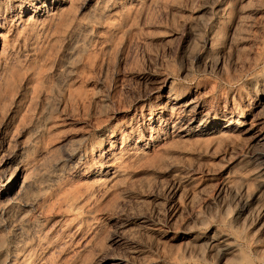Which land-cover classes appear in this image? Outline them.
Wrapping results in <instances>:
<instances>
[{"label":"rangeland","instance_id":"rangeland-1","mask_svg":"<svg viewBox=\"0 0 264 264\" xmlns=\"http://www.w3.org/2000/svg\"><path fill=\"white\" fill-rule=\"evenodd\" d=\"M263 83L264 0H0V264H264Z\"/></svg>","mask_w":264,"mask_h":264},{"label":"bare ground","instance_id":"bare-ground-1","mask_svg":"<svg viewBox=\"0 0 264 264\" xmlns=\"http://www.w3.org/2000/svg\"><path fill=\"white\" fill-rule=\"evenodd\" d=\"M220 7V6H219ZM237 9V8H236ZM221 12V11H220ZM222 13V12H221ZM224 16V15H223ZM221 18V17H220ZM215 27V26H214ZM203 41V40H202ZM201 41V42H202ZM203 43H204V45H206L207 46V44H212L211 43V41L209 40V39H204V41H203ZM208 45V46H209ZM210 49H211V46L209 47ZM210 49H209V51H210ZM212 50V49H211ZM206 51V50H205ZM211 52V51H210ZM217 52V51H216ZM204 54V53H203ZM204 55H206V53L204 54ZM215 56V55H214ZM198 57V56H197ZM211 58V57H210ZM217 59V58H216ZM216 59H215V61H216ZM208 62H210L209 60H207ZM213 61V60H212ZM202 62H204V61H202ZM205 63V62H204ZM206 64V63H205ZM208 64V63H207ZM210 64L211 63H209V66H210ZM208 66V65H207ZM250 79V78H249ZM257 81V80H256ZM258 83H259V81H258ZM260 84V86H261V82L259 83ZM258 84V85H259ZM264 84V83H263ZM263 84H262V86H263ZM261 89H263V87L261 88ZM264 90V89H263ZM258 92V91H257ZM264 92V91H263ZM259 93V92H258ZM254 95V94H253ZM260 95V94H259ZM261 96V95H260ZM255 97H256V95H255ZM262 97V96H261ZM177 99V98H176ZM258 100V99H257ZM260 100V99H259ZM258 100V101H259ZM256 101V100H255ZM254 101V102H255ZM261 102V101H260ZM259 102V103H260ZM263 103V102H262ZM262 103H260V104H262ZM261 106V105H260ZM263 106V105H262ZM180 108V107H179ZM263 108V107H262ZM246 109V108H245ZM261 109V108H260ZM260 110L258 109V112H259ZM257 112V113H258ZM244 114L243 113H241V115L240 116H243ZM259 115H261L260 113H259ZM261 117V116H260ZM264 119V118H263ZM251 121V120H250ZM242 123L243 122H241V121H239V119L238 118H236V119H231V121H229V122H226V123H224V124H222L223 125V127H225L226 129H234V128H237V127H239V126H241L242 125ZM250 127V126H249ZM224 128V129H225ZM207 129L208 128H201V129H199V131L201 130V131H207ZM225 129V130H226ZM218 132H219V130H218ZM222 132H224V131H222ZM226 133V132H225ZM229 133V132H228ZM261 141H263V140H261ZM264 145V144H263ZM264 150V149H263ZM261 151H262V149H261ZM69 155V154H68ZM262 155H264V152H262ZM259 162V161H258ZM259 165V164H258ZM259 167V169H258V173H257V176H258V178L262 181V183H263V181H264V161L262 160L261 162H260V166H258ZM256 173V172H255ZM256 177V176H255ZM253 179V178H252ZM260 181V182H261ZM252 182H254V181H252ZM257 182H259V181H257ZM13 183H15L14 181H6V182H4V189H6V188H8L9 186H11ZM253 184V183H252ZM255 184V183H254ZM261 184V183H260ZM259 185V184H258ZM262 188H263V185L261 186ZM261 188V189H262ZM259 192H260V190H258ZM251 192V191H250ZM264 192V191H263ZM255 194H256V192H255ZM254 195V194H253ZM257 195H258V193H257ZM257 195H255V196H257ZM261 195V194H260ZM246 196V195H245ZM254 196V197H255ZM263 196V195H262ZM261 196V197H262ZM258 197V196H257ZM260 197V196H259ZM257 199V198H256ZM264 199V198H263ZM263 199H261V200H263ZM246 200H248V199H246ZM251 200V199H250ZM242 201V200H241ZM257 201H258V199H257ZM260 201V200H259ZM246 202V201H245ZM249 202V201H248ZM247 202V203H248ZM251 202V201H250ZM255 202H256V200H255ZM254 202V203H255ZM263 202V201H262ZM262 202H260V205H261V203ZM259 203V202H258ZM242 204V203H241ZM244 205V204H243ZM247 205V204H246ZM252 205V204H251ZM259 205V204H258ZM262 206H263V203H262ZM243 207V206H242ZM246 207V206H245ZM251 207V206H250ZM249 207V208H250ZM253 207V206H252ZM254 208V207H253ZM258 208V207H257ZM255 209V208H254ZM261 209V208H260ZM246 210H247V208H246ZM252 210V209H251ZM248 211H249V209H248ZM246 212V211H245ZM249 213V212H248ZM247 213V214H248ZM246 214V215H247ZM256 215V214H255ZM258 216V215H257ZM256 216V217H257ZM249 221V220H248ZM239 222V221H238ZM258 226V225H257ZM245 227V226H244ZM263 229V228H262ZM251 231V230H250ZM239 237V236H238ZM218 239H221V238H218ZM223 239V238H222ZM216 240H217V238H216ZM208 241V240H207ZM218 241V240H217ZM217 241L215 242V243H217ZM223 241H225V239L223 240ZM222 241V243L221 242H219L221 245H220V247H221V249H223V251H225L224 249H226V250H228L227 248V243L226 242H223ZM190 242H191V240H190ZM214 243V242H213ZM218 244V243H217ZM214 247V249H215V245L213 246ZM230 247V246H229ZM235 250V249H234ZM186 251V250H185ZM221 252H222V250H220ZM236 251V250H235ZM210 256V255H209ZM226 256V255H225ZM229 257V256H228ZM262 260V259H261ZM116 263V262H115ZM262 263V262H261Z\"/></svg>","mask_w":264,"mask_h":264}]
</instances>
